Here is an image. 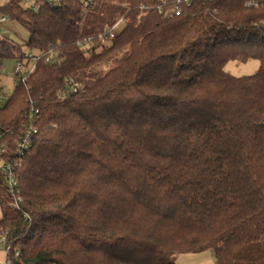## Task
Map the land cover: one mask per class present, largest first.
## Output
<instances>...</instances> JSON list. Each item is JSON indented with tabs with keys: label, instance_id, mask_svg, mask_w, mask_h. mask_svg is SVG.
Returning <instances> with one entry per match:
<instances>
[{
	"label": "trees",
	"instance_id": "obj_1",
	"mask_svg": "<svg viewBox=\"0 0 264 264\" xmlns=\"http://www.w3.org/2000/svg\"><path fill=\"white\" fill-rule=\"evenodd\" d=\"M181 1L172 18L159 8L178 0L0 6L28 33L0 36V69L30 49L59 53L0 106L7 159L38 129L18 208L0 177L12 264H176L205 250L264 264V2ZM251 61L253 74L227 68ZM70 77L81 89L59 99Z\"/></svg>",
	"mask_w": 264,
	"mask_h": 264
},
{
	"label": "built area",
	"instance_id": "obj_2",
	"mask_svg": "<svg viewBox=\"0 0 264 264\" xmlns=\"http://www.w3.org/2000/svg\"><path fill=\"white\" fill-rule=\"evenodd\" d=\"M12 1H20L23 8L31 10L33 12H39L43 7H58L61 5V0H5L0 6L10 4ZM213 1V0H211ZM264 2V0H262ZM84 5L88 7L92 0H83ZM181 0H178L176 4L168 9L159 8L160 13H163L165 17L172 18L179 16L182 13ZM188 5L190 3L187 1ZM260 2L258 0H249L248 6L258 7ZM8 22H11L8 16L0 13V36H8L7 31ZM122 20L116 22L112 27L106 28L104 33L99 37L102 41L109 37H114L121 29ZM80 45L84 49H92L93 39L87 38L85 41L80 42ZM59 53L53 49L35 51L28 50L24 59H15L13 75L16 79L14 89L21 83L26 82L27 78L34 72L36 64L40 59H44L46 63L52 62L53 59H57ZM63 60H60L62 62ZM81 89V85L70 77L66 79V85L63 90H60L57 94L59 99L68 98L73 93H77ZM11 95H7L0 90V106L7 103ZM32 118V116H31ZM37 127L30 122L26 127V132L20 140L15 143V155L12 158L7 159L9 156V145L5 140V134L0 132V177L5 180V185L8 194L11 198L10 205L12 207H19L20 197V183L18 172L24 165V156L26 152L31 148L35 135L37 134ZM11 241L7 231L0 232V251L6 255L4 264H12L13 258L11 257ZM19 256V251H15V257Z\"/></svg>",
	"mask_w": 264,
	"mask_h": 264
},
{
	"label": "rangeland",
	"instance_id": "obj_3",
	"mask_svg": "<svg viewBox=\"0 0 264 264\" xmlns=\"http://www.w3.org/2000/svg\"><path fill=\"white\" fill-rule=\"evenodd\" d=\"M5 0H0V4L4 3ZM8 31L7 35L12 40L25 44L28 39V33L18 24L13 21L7 24ZM15 65V59L4 60L2 67L0 69V90L7 95H12L15 87V77L13 75ZM258 61H251L247 64L238 65L235 62H231L228 65V70L232 71L234 74H253L258 68ZM2 217V209L0 205V219ZM6 255L4 252L0 251V264H4ZM176 264H216L214 254L211 250H205L201 252H191V253H181L176 257Z\"/></svg>",
	"mask_w": 264,
	"mask_h": 264
},
{
	"label": "crops",
	"instance_id": "obj_4",
	"mask_svg": "<svg viewBox=\"0 0 264 264\" xmlns=\"http://www.w3.org/2000/svg\"><path fill=\"white\" fill-rule=\"evenodd\" d=\"M256 70H257V68H256ZM256 70H255V72H256ZM237 75H239V74H237Z\"/></svg>",
	"mask_w": 264,
	"mask_h": 264
}]
</instances>
